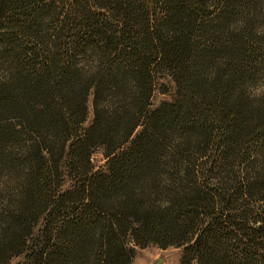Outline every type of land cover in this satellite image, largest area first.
<instances>
[{"label":"trees","instance_id":"trees-1","mask_svg":"<svg viewBox=\"0 0 264 264\" xmlns=\"http://www.w3.org/2000/svg\"><path fill=\"white\" fill-rule=\"evenodd\" d=\"M0 60V264H264V0H0Z\"/></svg>","mask_w":264,"mask_h":264},{"label":"rangeland","instance_id":"rangeland-1","mask_svg":"<svg viewBox=\"0 0 264 264\" xmlns=\"http://www.w3.org/2000/svg\"><path fill=\"white\" fill-rule=\"evenodd\" d=\"M1 62V60H0ZM159 81L161 83H165L168 91H161L156 88L153 92L152 99H151V107L158 104L160 101L169 99L171 97L170 91L173 90V83L167 77H159ZM258 89V88H257ZM91 117V106L90 101L88 103V115L86 122L90 120ZM93 162L96 168L103 167L104 164V157L101 153V149L98 148L93 153ZM183 252V246H174L168 245L166 247H160L156 244H147L143 247H136L135 253L131 258L128 264H180V258ZM20 256L13 257L8 263L6 264H15L18 260H20ZM191 264H196L195 261H192Z\"/></svg>","mask_w":264,"mask_h":264}]
</instances>
